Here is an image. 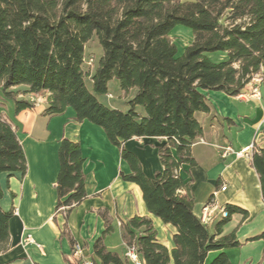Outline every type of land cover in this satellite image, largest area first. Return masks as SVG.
<instances>
[{
  "label": "trees",
  "instance_id": "1",
  "mask_svg": "<svg viewBox=\"0 0 264 264\" xmlns=\"http://www.w3.org/2000/svg\"><path fill=\"white\" fill-rule=\"evenodd\" d=\"M178 25L194 35L181 53L170 37ZM93 39L103 53L91 69L87 46ZM257 74L264 79V0H0V96L13 102L16 115L35 107L19 98L21 87L29 94L49 92L44 114L72 107L77 120L105 130L130 164L123 178L140 186L151 213L176 227L170 249L150 217L122 221L124 240L135 245L144 264H233L225 249L242 242L236 229L222 234L230 216L212 233L195 212L194 199L183 192L180 170L197 165L192 146L204 128L196 112H211L206 92L237 96ZM113 79L126 96L124 107L100 98L108 96ZM134 137L164 140L159 146L163 169L153 177L125 146ZM59 160L56 210L69 215L87 197L81 143L62 138ZM252 163L264 199V149H254ZM27 169L17 127L0 113V174L25 175ZM3 196L0 181V252L8 249L14 215V208L2 207ZM225 207L230 215L239 210ZM101 214L106 225L94 242L93 264H135L126 251L108 248L114 225L108 213ZM261 238L264 230L246 241ZM70 240L74 248L76 241ZM213 251L218 253L208 260Z\"/></svg>",
  "mask_w": 264,
  "mask_h": 264
},
{
  "label": "crops",
  "instance_id": "2",
  "mask_svg": "<svg viewBox=\"0 0 264 264\" xmlns=\"http://www.w3.org/2000/svg\"><path fill=\"white\" fill-rule=\"evenodd\" d=\"M253 86L260 93H253ZM244 92H248L247 99L223 91L206 92L211 112H196L204 128L192 146L197 165L184 164L180 174L186 183L183 192L194 199V210L199 216L206 204H230L247 211V215L239 210L232 213L222 226V234L236 229L242 242L225 250L233 264H264V238L246 241L264 230L261 181L252 163L254 149H264V80L256 83L253 78ZM44 93L42 104L24 109L13 118L6 115L17 127L28 169L25 175L20 171L0 174L4 191L1 205L5 210H18L10 220L11 238L8 249L0 252V264H77L78 249L81 256L92 260L94 242L106 225L101 212L108 213L114 225V231L106 238L109 249L125 254L122 221L134 215L150 217L158 238L171 249L176 227L151 213L140 186L123 178L122 172H130L131 167L119 147L111 143L101 126L88 119L77 120L72 107L62 114H44L49 92ZM8 103L11 114L14 104ZM64 137L80 142L85 157L87 197L69 215L65 209L56 210L59 147ZM163 143L159 137H134L125 146L138 156L146 175L153 177L163 169L159 155ZM252 144V151H242ZM226 146L233 151L222 156ZM223 184L227 186L225 190L221 189ZM223 219L217 211L208 223L212 233ZM28 235L33 242L25 241ZM71 237L76 241L74 248ZM217 253L211 252L208 260Z\"/></svg>",
  "mask_w": 264,
  "mask_h": 264
},
{
  "label": "rangeland",
  "instance_id": "3",
  "mask_svg": "<svg viewBox=\"0 0 264 264\" xmlns=\"http://www.w3.org/2000/svg\"><path fill=\"white\" fill-rule=\"evenodd\" d=\"M170 37L178 45L180 53L183 51V49L186 46L191 44L193 39H194V35H193L191 29L186 27V26H183V25L176 26L174 28V30L170 33ZM102 53H103L102 46L98 43L97 39H93L88 43V46H87V57L88 58L93 56V58L95 59V62L97 63V59L99 58V56ZM213 57L214 58H220L222 56L213 55ZM95 62L93 63L91 69L94 68V65L96 64ZM261 77H263V76H261L260 74L258 77H254L255 82L256 83H262L264 79H260V81L257 79V78H261ZM256 87L257 86L252 87L253 93H254V88H256ZM24 88L25 87H21V89L19 90V98L30 99L31 101H33L35 103V106H37L38 102L40 104H42L44 102V98L46 96V95H44L45 94L44 92L39 93V94H28ZM258 90L260 91L259 88H258ZM109 93H111L113 96L103 95V96H100L101 100L106 101L108 103L111 102V104L116 105V106H120V107L125 106V100H124L125 94L120 88V82L118 79H113L109 82ZM245 93H248V92H245ZM31 96H33V97H31ZM247 97H249L248 94H246V96H241L240 98L247 99ZM8 102L9 101H6L3 97L0 96V113L5 118H6V115L7 116L10 115L13 118L15 115L14 114V108L12 109L11 114H8V111H9V103ZM253 148H254V146L251 148L250 151H252Z\"/></svg>",
  "mask_w": 264,
  "mask_h": 264
},
{
  "label": "built area",
  "instance_id": "4",
  "mask_svg": "<svg viewBox=\"0 0 264 264\" xmlns=\"http://www.w3.org/2000/svg\"><path fill=\"white\" fill-rule=\"evenodd\" d=\"M87 63H88V65H91V66L93 65V63H94L93 56L88 58ZM258 76H259V74H257V76H255V77H258ZM257 79L260 81V79H263V77L257 78ZM254 93H260V91L258 90V87L254 88ZM246 94L247 93H245V92L241 93V94H239V97L246 96ZM37 104H40V103L38 102ZM252 147H253V144L243 148L242 151L243 152H249ZM232 151H233V149L231 146H226L222 152V156H226L229 152H232ZM226 188H227L226 184H223L221 187L222 190H225ZM17 211H18L17 208H15L14 212H17ZM217 211L221 213V216L223 218H227L228 216H230L229 210L225 206H218V207L215 206L214 207V206H211L209 204H206L202 209L201 218L203 219V221L205 223L208 224L213 219V217L216 215ZM25 241L26 242H33L34 239L32 238L31 235H28L26 237ZM79 252H80V250L78 249L76 251V256H78L77 258H78V261L80 262V264H93V261L91 259H85L83 256L80 255ZM126 255L129 256L130 259L135 264H144V262L140 259L134 244L127 245Z\"/></svg>",
  "mask_w": 264,
  "mask_h": 264
}]
</instances>
